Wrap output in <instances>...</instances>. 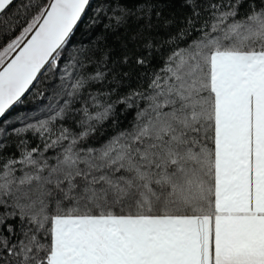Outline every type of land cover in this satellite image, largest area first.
<instances>
[{
    "label": "snow or ice",
    "instance_id": "6c2138e0",
    "mask_svg": "<svg viewBox=\"0 0 264 264\" xmlns=\"http://www.w3.org/2000/svg\"><path fill=\"white\" fill-rule=\"evenodd\" d=\"M17 2L0 118L59 87L0 121V264H264V0H104L73 56L92 0Z\"/></svg>",
    "mask_w": 264,
    "mask_h": 264
},
{
    "label": "trees",
    "instance_id": "16d2710c",
    "mask_svg": "<svg viewBox=\"0 0 264 264\" xmlns=\"http://www.w3.org/2000/svg\"><path fill=\"white\" fill-rule=\"evenodd\" d=\"M19 6L20 4L18 0L16 7H19ZM103 7H105L104 0H92V7L88 11V15L84 23L80 25L79 31L75 34V38L71 45V49L68 52V56H73L77 53L78 49L81 47V42H83L82 46L84 48H87L90 46L88 43L89 41H91V44L93 45L96 43V36L98 33L103 31V28L95 27L90 31L89 24L91 22H95L97 25H100L103 23V17L98 18V12ZM12 11L14 13L15 8H13ZM172 11H175L177 15H180L183 10L180 8V4L177 2L175 4H172L169 8L165 9V15H168L169 12H172ZM116 35L118 36L119 34H116ZM6 39L7 38L3 34H0V44H4L6 42ZM108 44L116 49L115 55L118 56L120 52L119 41L112 34H109L108 36ZM66 63L67 61L62 63L61 69H60L61 72L63 71ZM88 70L91 72L92 67L90 66ZM50 85L59 87L57 78L52 76L51 71H46L41 76L35 88H33L28 94L27 100L23 104L17 105L15 110L11 111L10 114H8L5 117L3 121V126L6 127L11 124L19 125L21 118L25 117L26 115L27 116L42 115L44 111V106H46L47 103H49L53 98L52 93L54 91V87H50ZM100 87H101L100 85L95 86V88H100ZM93 91H95V89H93ZM134 115L135 113L133 111H128V112L121 111L120 120L118 121V123L120 124L121 127L127 128L132 124ZM113 132H114V129L106 128L105 136L111 135Z\"/></svg>",
    "mask_w": 264,
    "mask_h": 264
},
{
    "label": "water",
    "instance_id": "95a60500",
    "mask_svg": "<svg viewBox=\"0 0 264 264\" xmlns=\"http://www.w3.org/2000/svg\"><path fill=\"white\" fill-rule=\"evenodd\" d=\"M43 74H44V73H43ZM4 119H5V118H0V121H2V122H3V121H4Z\"/></svg>",
    "mask_w": 264,
    "mask_h": 264
}]
</instances>
